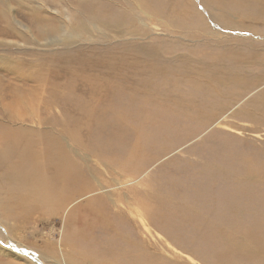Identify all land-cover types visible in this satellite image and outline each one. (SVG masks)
<instances>
[{"label": "rangeland", "instance_id": "obj_1", "mask_svg": "<svg viewBox=\"0 0 264 264\" xmlns=\"http://www.w3.org/2000/svg\"><path fill=\"white\" fill-rule=\"evenodd\" d=\"M196 1L0 0V109L6 108L11 100L10 94L14 91L31 86H41L43 91H40L52 97V101L58 98L77 100L76 95L81 93L71 92L69 87H63V84L66 86L69 82L76 83L77 78L71 81L73 77H70L75 67L72 68L73 72H68L66 65H58L59 61L68 57L72 59L74 65H78L86 57L85 60L92 57L97 62L109 63L108 55L114 53L116 54L113 56L115 69L121 67L122 73L127 75L124 77L115 71L114 77L121 76L124 84L127 83L133 86V89L141 91L140 95H130V99L137 104L121 112L103 111L104 107L101 105L97 112L83 113L76 110L72 104H68L66 109L58 104L57 107L52 105L51 114L44 109L40 113L41 109L36 112L31 108L29 114L34 111L38 115H29L27 119L17 121L24 126L36 128L39 127L36 124L38 116L45 119L49 116L48 120L51 123L43 124L40 128L46 127L48 131L58 136L83 171L91 173L95 171L96 178L89 174L93 183L100 186L97 180L100 176L111 181L105 187L115 188L112 192L116 196H124V198L128 196L127 202H123L122 198L121 203L124 208L132 207L129 214L110 200L107 202L108 205L105 202L111 213L108 222H112L124 232L125 243L112 239L113 233L104 230L100 224L95 223L92 225L93 228H89L87 224L90 217H85L87 215L80 206L81 200L73 202L74 205L67 204L64 209L49 204L52 206L50 214L38 211L35 215L21 218L24 222L20 224L12 218L3 219L0 214L2 242L9 241L8 243L14 247L22 242L31 254L45 255L47 258L44 262L47 264H60V246L63 247L68 264L81 263L78 248L84 256L86 254L89 256L87 263L81 264H128L123 252L114 248L119 245L122 248L129 246L131 239L142 244L148 254L149 262H157L152 259L156 257L167 264L258 263L257 257L253 258L241 251V248L237 250L234 247L236 240L237 242L255 241L257 245L264 244V184L256 187V178L244 179L242 188L251 191L239 198L240 203L245 207L237 211L230 209L232 195L237 197V190L233 189V193L227 190L231 183L227 176L231 173L226 169L232 166L229 163H233L235 171L242 166V155H240L242 148L252 151L253 148L264 147V129L260 130L253 121L240 120L237 115L238 112L244 114L243 118L260 115L259 105L256 103H253V109L243 111L240 109L241 105L244 106L256 96V92L245 96L248 97L243 100L246 101L245 103L239 101L235 106L232 104L233 108L225 112L226 108L223 110L220 108L226 106L229 101L223 104L226 101V92L217 91L212 95L207 94L209 88L215 89L222 84L226 74L222 73L221 78L214 77L215 82L209 88L203 84L194 86L189 82L188 75L200 71V77L209 75L213 77L216 73L211 74L212 71L220 73L226 71L223 66L216 64L211 67L206 64L207 60L204 62V55L199 49L204 48L203 44L208 42L210 37H213L209 42L210 48L223 50L219 47L233 44L241 46V42L235 41L238 35L241 40L245 38L243 43H246L247 39L264 42V30L256 34L237 30L233 33L238 35L233 34L231 37L230 32L221 30L220 33L219 30L215 36L203 35L206 40L202 41L201 37H194L195 28L190 25L189 12L185 14L186 16L175 17L180 5L190 6L194 2L195 7L202 10L203 6ZM89 9L100 20L126 19L128 24L120 33L114 28L108 31L90 26L91 29L81 38L73 39L75 42L72 44H54L57 42L52 40L44 43L45 39L40 37V33L37 34L39 29L53 30L70 17L73 21L72 15L85 18L84 20L89 22V19L84 17L89 13ZM193 9L192 6L191 11ZM216 12L217 10H213V13ZM169 13H172V19L175 20L170 22L174 26H169L170 24L165 22ZM40 14L46 19L37 22L36 19H39ZM184 16L188 19L183 18ZM212 17L218 18L214 14H211ZM98 19L95 21L98 22ZM17 20L30 30L26 41L16 35L3 33L6 30L10 32V23L16 25ZM183 21L188 24L180 23ZM207 29L214 30L211 25H208ZM220 40L222 43L218 42ZM220 53L221 51H217L210 58ZM22 60L30 61L25 69V66L21 69L23 73L21 70L10 71L8 65L18 66ZM184 66L187 67L186 70L183 69ZM153 69H158L159 74L154 73L149 81L143 83V77L148 76L149 71ZM88 72L89 70H86L79 74L86 75ZM20 73L27 77L20 76L16 81L15 77L21 75ZM38 75H40L39 80L36 78ZM140 81L142 88L139 86ZM53 83L58 86L57 92L53 90ZM75 83L71 85L74 86ZM108 88L113 89V86L110 85ZM232 88L234 86L230 89ZM60 95L63 97H59ZM90 99L86 97L84 101L98 105L100 102L104 103L105 98L100 95L93 100ZM117 100L119 98L109 99L105 100V103H113ZM210 102L215 105H210ZM241 140L246 143H241ZM82 145L87 148H83ZM260 155L262 165L264 153ZM234 164L239 166L236 167ZM118 180L122 182L121 185H116ZM119 186L122 190L118 188ZM0 187L8 190L4 179L0 180ZM86 205V209H91L94 204ZM75 207L78 211H73ZM16 210L20 208L17 206ZM71 210L73 217H70ZM68 225L78 229L87 227L88 232L85 235L82 233L84 237L81 238L76 235L79 233L66 236L71 233L70 229L67 231V228H70ZM9 228L16 229L13 231L19 234L15 235ZM221 233L224 234L222 238ZM9 236H12V240ZM102 245H106L108 249L106 254L102 250H95V247L101 248ZM94 250L98 252L97 255L93 253ZM5 253L0 252V264H35ZM24 261L25 263H21Z\"/></svg>", "mask_w": 264, "mask_h": 264}, {"label": "bare ground", "instance_id": "obj_2", "mask_svg": "<svg viewBox=\"0 0 264 264\" xmlns=\"http://www.w3.org/2000/svg\"><path fill=\"white\" fill-rule=\"evenodd\" d=\"M196 2L197 4L203 6L202 10L200 9L198 10L195 7L196 4L194 2L191 3L190 6L180 5L182 7L178 6V11L175 13V17L178 18L179 16H183L189 12L190 13L189 16H191L190 25H192L195 28L194 37L197 38L201 37L202 41L206 40L205 37H202L203 35L215 36V33H219V30L220 33L222 31L223 32L225 31L226 33L230 32L229 33L230 37L233 36V34H235L233 32L237 30L239 32L242 30H246L251 34H256L258 31L264 30V0H197ZM40 5L42 4L40 3ZM192 6L194 9L191 11ZM213 10H217V12L213 13ZM106 13L109 14L108 12ZM144 13L147 14L146 11H144ZM211 14H214L218 18L216 17L211 18ZM72 16H73V21L70 17L69 20H64L62 25H58L57 27H54L53 30L50 31L45 29L42 30L39 29L37 34L40 33V37L43 40L45 39L44 43L48 42V40H52L57 42L54 44H60V45L65 43L72 44L73 42H75L73 41V39L75 40L81 38L85 32L91 29L89 28L90 26L95 29L97 28L107 29L108 31L113 30L112 28H114L115 30H117L116 31L117 33H120L123 31L124 27L128 24V21L126 19L108 20V18H106L104 20H100L98 19V16L90 9H89V13L85 14L84 16L89 19L90 23L87 22L88 20L87 21L84 20L85 18L82 19V17L80 18L75 15ZM185 16L183 18H187V17L189 18L188 15L187 17ZM38 18L39 19H36L37 22H39L42 19L43 20L46 19L43 18L41 14L39 15ZM172 18H173L172 13H169V15L167 16V19L169 20L165 19L166 24H170V22H174L175 20L173 21ZM183 18H180V20H183ZM97 19L98 22L95 21ZM15 23L16 25L10 23L9 25L10 32L9 30L8 31L6 30L3 33L16 35L19 39L26 41L27 39L26 37L28 36V32L30 30L26 29L25 26L19 20H17V22ZM180 23L182 24L184 23L185 25L188 24V22L185 23L184 21ZM208 25L213 26L215 31L214 30L208 31L207 29ZM169 26H174V25L170 24ZM242 35L243 34H240V36ZM239 38L240 37L238 35L235 41L241 42L242 44L241 46L233 44L231 46L219 47L223 50H215V48L214 49L210 48L209 42L210 40H213V37H210V40H208V42L203 44L204 48L201 49L198 48L201 54L204 55V62L207 60L206 64L210 65L211 67H213L216 64H218V66H223L224 68H226V71L221 73L218 71H212L211 74L216 73L213 77H211L210 75H209L210 77L209 76L200 77L199 75L200 71L197 68L199 71L198 73L188 75L190 78L189 82H191L194 86L196 84L199 85L203 84L204 86L207 85L209 88L212 85V83L215 82L214 79L216 78L214 77L220 76L221 78L225 73L226 78L222 82V84L215 89L209 88V93L207 94V95H212L217 91L226 92L225 94L226 101L223 102V104H225L228 100L229 101L226 104V106H222L220 108L221 110H223V108H226V110H224L225 112L231 109V107L233 108L232 104L235 106L239 101L245 103L246 101H243L246 98L245 96H247L249 93L256 92V96L251 98L248 101V103L244 104V106L241 105L240 109L242 111L244 109H253V103H256L259 105L260 115L259 116L253 115L251 116V118L245 116L243 118L244 114L238 111H237L238 112L237 115L240 120L244 119L245 121L247 120L253 121L255 124H257V127H259L261 130L264 129L263 128L264 127V42H257L254 40L248 41L247 39L246 43H243L245 38H242V40ZM41 41L42 40L40 39V42ZM218 42L222 43V40ZM217 51H221V53L216 57L210 58ZM114 55L116 54L110 53V55H108L109 63L97 62L92 57H90L88 60H85L87 59V57L85 59L83 58L82 60L80 59L81 62L78 65L76 64L74 65L71 62L72 59H69V57L65 58V60L63 61L61 60V62L59 61L58 65L60 64L61 65L64 64V66L66 65L68 72H73L72 68L75 67L74 73L70 75V77H73L71 81L77 78L76 83L74 82L75 85L72 86L71 84L74 83L69 82L70 84L68 83L65 86V84L62 83L63 87H69L70 88L69 90L71 92L81 93L76 95L78 99L75 101H69V99L66 97H64L66 98L65 100L63 98H58V100L52 101V97H48L46 94L44 95V93L40 91L42 90L41 86L24 87V89L16 90L13 92V94H10L11 100L7 104L6 108L0 109V180L4 179L6 185L8 186V190H5L2 187H0V214L3 216V219L12 218L15 222L19 221L20 224L24 222V220L22 219L23 220L22 221L21 218H26L29 215H35V213H37L38 211L43 212V214H46V212L50 214L52 211V206L64 209V207L67 206V204H71V203L73 204V202L76 203L78 200H81L80 206L84 208L83 211H85L87 215L85 217L87 218L90 217V221L88 222L87 226L89 228H93L92 225H94L95 223L98 225L100 224L104 228V230L106 231L109 230L110 232L113 233V236L111 237L112 239L123 242L125 238L124 232H122L118 228V226L112 224V222L111 223L108 222L109 217H111L110 216L111 213L108 208L109 206L107 207L106 204L108 200H110L115 206L119 205L123 211L129 214V212L132 211V207H130L131 209L130 208L128 209L127 206L124 208L121 203L122 198H123V202H127L128 196L126 198H124V196L122 197L116 196V194L112 192L115 190V188L112 189L111 187L109 188L105 187L107 184L109 185V182L111 181L98 176V174L97 176L99 177V179L97 178V180L100 186L93 183V181L89 178V174L95 176L96 178V173H94L95 171L92 173L83 171L81 167L77 165V163L75 162V160L71 155V152L68 149H66V145L62 143L59 137L55 136L50 131H48L46 127L40 128L42 127L43 124L51 123L50 120H48L49 116L47 117L48 119L38 116V119L36 120V124L39 127L36 128H31L17 123V121H23L27 119L29 115L30 116L38 115L36 114V112L40 109H41L40 113L42 112V109H44L47 113L48 112L50 113V111L52 110L51 109L52 105H56L57 107L58 104L63 105L64 106L62 107L63 109H66L68 104H72V106H74L76 110L83 113L97 112L101 105H103L104 107L103 111H109L115 113L121 112L122 110L127 109L132 105H136L137 102L132 101V99H130V95L133 96L140 95L141 91H139L138 89H133V86H130L127 83L124 84V80L121 76L127 77V75H124L122 73L123 69H121V67L119 69H115V66L113 65L115 62V58L113 57ZM194 57H192V59ZM194 60L197 61V59ZM29 62L30 61L28 60H22L18 66L11 64L8 65V67L10 68V71L19 72V70H21L24 66L25 69ZM23 63L24 65H22ZM190 66L196 67V65H190ZM186 68L187 67L184 66L183 69L186 70ZM86 70H89L88 74L86 75L79 74L80 72L84 73ZM46 71H48L47 68ZM115 71H118V73H120L121 76H119L118 78L114 77L113 72ZM208 72L210 73L211 71ZM21 73H23V70H21ZM154 73L159 74L158 69L150 70L148 76L143 77V83H145V81H149V79L154 75ZM40 75L36 77L38 80L40 78ZM20 76L27 77L25 74H21L19 76L16 75L15 77L16 81H18L17 78L18 77L20 78ZM54 84L55 83H53V87H54L53 90L54 92H57L56 88H58V86L56 87V85ZM110 85L113 86V89L108 88V86ZM141 85L142 83L140 81L139 86L142 88ZM231 86H234V88L230 89ZM46 88H48V86ZM203 88L206 89V87ZM100 95H103V97L105 98L104 103L100 102L98 105H94L84 101L86 97H90L91 98L90 100H93ZM59 97H63V95L62 96L60 95ZM115 98H119V100L113 103H105V100L107 101L109 99H115ZM140 104H142V102ZM210 105H212V103ZM213 105H215V103H213ZM31 108H34L36 112L32 111L29 114ZM254 133L258 134L256 132ZM241 143L245 144L246 142L241 140ZM83 148H87V147H85L84 145ZM261 153H264V147H260L258 149L253 148L252 151H249V149L245 150L242 148V152L240 151V155H242V166H240L239 169L235 171L233 163H229L232 166L230 168H226L227 171L231 173L230 175H228V172L226 174L228 175L227 176L228 179H230L231 181L230 185L227 187V190L228 191H232L233 189L237 190L236 191L237 197L231 194L233 200L232 202L230 201L231 202L229 205L230 209H235L237 211V209L245 207L244 204L240 203L239 198L241 196H244L246 192H251V191L250 189L244 190L242 188V184H244L243 183L244 179L248 180L251 178L254 179L256 178L255 179L257 180V182L255 183L256 187H259L261 186V184H264V164L261 165V161H262V156L260 155ZM259 155L261 156L260 160H259ZM258 163L259 166H257ZM235 166L238 167L239 164ZM223 182L224 181H222V183ZM118 184L121 185L122 182H120V180L116 181V185ZM118 188L122 190L121 186H119ZM258 193L259 192H257V194ZM229 197H227V199H229ZM249 199H252V197H250ZM83 201L84 203H82ZM88 203L94 204L93 208L86 209L85 206H87L86 204ZM49 204L52 206H49ZM17 206L20 208V210H16ZM73 211H78L77 207H75ZM73 211L70 215L73 214ZM73 216L74 215L70 217ZM119 222L117 223L119 224ZM69 227L70 228H67V231L68 229H70L69 231L71 233H68L66 236L79 233V235L78 234L76 235L81 238L84 237L86 232H88L86 229L87 227H82L80 229H78L77 227H71V226ZM10 230L13 233H15V235L19 234V232H14L16 229H10ZM82 233L84 235H81ZM223 233H221V238L224 236ZM128 237H130V235ZM9 238L12 240V236H9ZM131 240L132 242H130V245L127 247L122 248L120 245L119 247L116 245L117 248H114L115 250H120L123 252V254L127 259L128 264H167V263H163L162 259H158L156 257L152 259L156 260L157 262L154 261L149 262L147 259L148 254L144 251L142 244L140 242H137L135 239H131ZM127 241L129 242L130 240ZM8 242H2V240H0V252L3 253L6 252L7 254L10 253L19 259H26L28 262L31 263L34 262L35 264H47L44 262V259L47 258L45 255L31 254L30 250H28L25 245H22V242L18 243V246L16 247H14V245ZM123 243H125V241ZM235 244H236V246L234 247L235 249L239 250V248H241V251L249 254L251 257L253 258L257 257L259 260L257 264H264V244L257 245L255 241L237 242V240ZM75 248L77 251V247ZM96 249L104 251L105 254L108 251L106 245H102L101 248L95 247V250ZM95 250L94 252L93 251L91 252L97 255L98 252ZM60 251H61V256L59 259L60 264H68L62 246H60ZM77 252L81 255L80 262L87 263L86 260L89 258L88 254L84 256V254L80 251L79 248ZM70 254L73 255V253ZM21 263H25V261ZM168 264H174V263H168Z\"/></svg>", "mask_w": 264, "mask_h": 264}]
</instances>
